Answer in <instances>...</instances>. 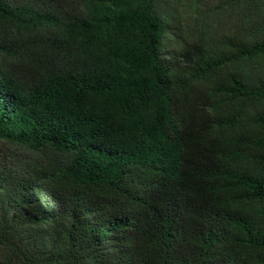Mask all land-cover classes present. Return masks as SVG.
<instances>
[{
	"label": "trees",
	"instance_id": "obj_1",
	"mask_svg": "<svg viewBox=\"0 0 264 264\" xmlns=\"http://www.w3.org/2000/svg\"><path fill=\"white\" fill-rule=\"evenodd\" d=\"M161 1L0 0V264H264V40Z\"/></svg>",
	"mask_w": 264,
	"mask_h": 264
},
{
	"label": "rangeland",
	"instance_id": "obj_2",
	"mask_svg": "<svg viewBox=\"0 0 264 264\" xmlns=\"http://www.w3.org/2000/svg\"><path fill=\"white\" fill-rule=\"evenodd\" d=\"M161 7L168 25L163 53L175 70L185 67L184 54L193 55L186 43L227 54L234 40H264V8L257 0H162Z\"/></svg>",
	"mask_w": 264,
	"mask_h": 264
}]
</instances>
